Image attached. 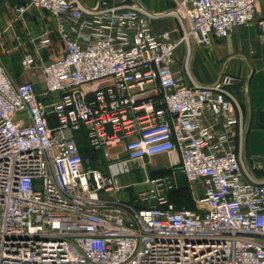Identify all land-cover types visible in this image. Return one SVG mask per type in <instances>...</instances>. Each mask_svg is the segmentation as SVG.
Instances as JSON below:
<instances>
[{"label":"built area","instance_id":"1","mask_svg":"<svg viewBox=\"0 0 264 264\" xmlns=\"http://www.w3.org/2000/svg\"><path fill=\"white\" fill-rule=\"evenodd\" d=\"M19 1L18 17L30 7L56 17L64 54L49 63L23 54V68L43 73L41 92L0 65V264H264V178L229 144L230 80L186 84L175 66L187 33L209 47L255 25L264 42L263 0H173L160 13L135 0ZM165 17L180 23L178 41L152 33ZM30 43L37 55L54 44L46 34ZM81 138L105 170L84 166ZM161 155L169 172L137 192L121 185L133 162ZM176 170L190 208L172 199ZM122 191L128 200L106 197Z\"/></svg>","mask_w":264,"mask_h":264},{"label":"crops","instance_id":"2","mask_svg":"<svg viewBox=\"0 0 264 264\" xmlns=\"http://www.w3.org/2000/svg\"><path fill=\"white\" fill-rule=\"evenodd\" d=\"M81 1L90 7L97 2V0ZM135 2L154 13L170 11L175 7L173 0H135ZM11 3L13 9L22 4L18 0H11ZM256 12L257 18H264V0L258 4ZM2 20L5 21L6 17H3L0 12V65L6 69L15 84L30 82L37 92H41L44 88L42 71L37 68H23L20 61L24 53H31L35 59L41 58L45 63L63 56L64 45L57 34L56 17L44 10L30 7L21 17L16 15L8 22ZM185 23L183 20V25L187 29ZM151 29L154 35L169 32L173 41H178L182 32L180 23L173 17L155 20ZM45 34L52 39L54 44L52 48L37 55L30 40ZM5 43L10 46L7 50L3 48ZM175 66L181 71L186 84H190L189 76L201 85H212L225 78L230 80L225 85V89L237 102L234 109L237 123L228 129L229 144L240 147L239 158L251 177L254 180L263 179L264 42L262 33L255 25H245L235 28L228 37L214 41L209 47L198 46L192 40L188 45L183 42L176 49ZM231 80L236 82H231ZM203 117L213 131L223 129L224 120L221 117L211 115L207 109L204 110ZM79 147L82 148V146ZM84 148L92 153L85 141ZM161 156L166 158V166L169 167V158L166 155ZM102 165L101 160L94 165H87L84 160L85 167L99 169L98 167ZM175 176L177 185L186 188L182 174L176 171ZM179 176L182 177L184 184L180 182ZM144 182L143 180L142 183ZM132 189H136L132 190L133 192L143 190L138 189L137 186ZM129 198L130 193L127 192L126 200Z\"/></svg>","mask_w":264,"mask_h":264},{"label":"rangeland","instance_id":"3","mask_svg":"<svg viewBox=\"0 0 264 264\" xmlns=\"http://www.w3.org/2000/svg\"><path fill=\"white\" fill-rule=\"evenodd\" d=\"M19 1V0H18ZM12 3H11V0H1L0 1V12H1V15H3V17H6V20H2L4 22H8L10 20H12L13 18L16 17L17 13L15 12V8L13 9L12 7ZM175 8V7H174ZM165 18H168V17H165ZM155 21V20H154ZM152 21V23L154 22ZM151 23V25H152ZM3 25V24H1ZM187 36L189 38V41H194L192 39V37H190V34L187 33ZM182 37V32L180 34V38ZM188 45V44H187ZM3 48L5 50L9 49L10 46L8 44H4L3 45ZM79 146H82V154H83V158L85 160V164H97L99 160L102 161L101 159V156L98 154H95V153H90L88 152L85 148H84V141H83V138L79 139ZM102 164L104 165V162H102ZM99 166L98 168L100 170H105L106 167L105 166ZM167 165V161H166V158L164 156H158V157H149L147 159H144V160H140V161H135L132 163V173L128 175H125L123 177H121L119 180L121 181V185H126L128 183H137L139 185H136L138 187V189H144L146 186V184H143L142 181H146L147 179H152L154 177H157V176H160V175H163V174H166L167 172H169V167L166 166ZM119 169L117 170H114V171H118ZM176 171H179V170H176ZM179 180L182 184L183 183V180H182V177L179 176ZM142 183V184H141ZM182 186V185H181ZM177 190L174 194H172V198L174 199L175 197L176 198H182V199H185L188 203H192L191 202V197H190V194L187 190V188H184V187H180V186H177ZM136 189H134L133 191H135ZM138 191V190H137ZM136 191V192H137ZM115 193L113 192L111 195L109 194V196H107L108 199L110 200H115L116 199H123V200H126L127 199V192L126 191H122L121 193ZM119 197V198H118ZM120 199V200H121Z\"/></svg>","mask_w":264,"mask_h":264},{"label":"trees","instance_id":"4","mask_svg":"<svg viewBox=\"0 0 264 264\" xmlns=\"http://www.w3.org/2000/svg\"><path fill=\"white\" fill-rule=\"evenodd\" d=\"M80 141V140H79ZM79 141H78V143H79ZM81 150L83 151V149L81 148ZM82 151H80L81 152V155H82V157H83V154H82ZM173 199V198H172ZM173 201L176 203V206L177 207H182V206H185V207H188V208H190V207H192V204L191 203H188L185 199H182V198H174L173 199Z\"/></svg>","mask_w":264,"mask_h":264},{"label":"water","instance_id":"5","mask_svg":"<svg viewBox=\"0 0 264 264\" xmlns=\"http://www.w3.org/2000/svg\"><path fill=\"white\" fill-rule=\"evenodd\" d=\"M181 17L184 20V22H186L185 23L186 28L189 29L190 26H189V23H188L187 19L184 16H181ZM188 66H189V61H188ZM231 82H236V81L235 80H231Z\"/></svg>","mask_w":264,"mask_h":264}]
</instances>
